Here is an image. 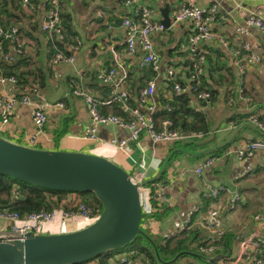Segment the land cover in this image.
I'll return each instance as SVG.
<instances>
[{
  "label": "crops",
  "instance_id": "obj_1",
  "mask_svg": "<svg viewBox=\"0 0 264 264\" xmlns=\"http://www.w3.org/2000/svg\"><path fill=\"white\" fill-rule=\"evenodd\" d=\"M30 1L25 7V16L16 21L24 46V52L18 56L16 62L20 59L25 60L27 64L21 69L29 68L36 72V75L29 78L30 87L36 92L32 99L46 102L44 111L47 121L31 141L30 138L36 133V129L31 121L30 107L17 104L12 110L9 122L0 130L4 133L1 136L35 148L94 153L120 165L127 172L133 167L132 158L141 160L144 165L142 169L148 174L147 182L160 181L169 199V202L165 203L171 208L169 214L163 220H154L145 225L150 234L160 237H169L175 233L191 208L201 206L200 212L206 211L204 205L207 201L202 197L204 182L225 185L231 191L238 192L239 201L241 202L242 199L243 201L239 206H237L239 201L233 206L228 195L221 196L222 210L219 217L224 227V235L228 233L233 235L226 253L221 256L215 253L212 256L214 260L212 263L218 261V264H231L239 255L240 242L245 238H252L254 242H258L259 249H262L264 264V153L258 152L252 157L244 158H239L237 155V150L247 141L264 138L252 124V119L255 117L264 121V31L254 26L249 27L247 34L235 30L236 26L245 24L247 8H253L257 13L264 14V0H198V4L202 6L212 3L218 5V13L210 23L216 36L213 40L204 42L205 47L201 46L205 55L202 89H211L214 95L208 104L192 96V104L197 107L196 112L205 115L210 124V130L205 135L206 149L210 151L221 149L218 155L212 157L213 164L204 169L200 175L195 174L194 169L204 159L192 163L185 155H181L169 163L174 150H184L182 147H177L171 151V148L176 147L173 142L153 143L146 134H143L138 143H129L128 151L124 152L107 143L102 144L100 141L87 138L91 120L82 99L73 95L72 90L82 88L94 98L106 100L112 94L110 89L108 92L104 89L103 82H96L97 67L114 65L118 74L124 70L132 74L131 78H135L142 71L140 66L142 51L139 42L136 44L135 55L128 57L123 53L126 29L119 24L120 20L116 19L118 17L121 19L124 14L129 13L124 0H59L61 13L65 12V19L72 23L76 31L73 42L75 38L76 43L78 38L79 44L75 48V43L73 45L65 43L74 61L57 64L50 62L51 50L53 47L56 48L53 45L54 38L60 41L63 38L60 39L56 34L40 28L45 15V5L43 0ZM182 1H146L151 7L155 20L160 21L161 8L166 5L171 17L169 27L155 30L151 34L158 53L156 65H152L156 71L154 76L156 90L152 98L156 109L161 107L162 95L167 100L171 96L170 88L167 89L169 80L165 72L167 67L174 68L176 76L183 84H190L196 79L190 69L186 49L187 37L193 31V25L190 20L180 22L173 20V12ZM243 39L249 45L256 47L260 61L245 74L239 75L232 66L231 48ZM114 51L119 56L117 64L113 60ZM206 53L210 57L211 66L215 67L211 74L208 72ZM219 62L226 63L233 76L225 67L220 68ZM0 70L3 71L1 66ZM219 73L223 75L221 79L218 78ZM201 81L198 82L200 88ZM125 86L130 88L129 80L123 81L122 87ZM28 91V87L21 89L14 83H0V95L19 97ZM2 111L3 105L0 104V115ZM65 118H69L70 121L64 125ZM230 124H233V127ZM63 128L66 131L61 134ZM97 136L101 140L122 139L129 136V131L107 124L98 128ZM133 145L137 148L136 152ZM70 196L71 193L68 192L59 195L63 205ZM86 198L91 200L94 196L91 198L86 196ZM257 198L261 206L251 207L249 202L252 204ZM82 227L79 223L61 222L56 219L45 225L46 230L43 234L70 232ZM256 249L254 245L250 246L237 264H247V260L254 255ZM221 250L222 247L219 251ZM119 257L120 255L108 260V264H120ZM84 264H98V262L87 261Z\"/></svg>",
  "mask_w": 264,
  "mask_h": 264
},
{
  "label": "built area",
  "instance_id": "obj_2",
  "mask_svg": "<svg viewBox=\"0 0 264 264\" xmlns=\"http://www.w3.org/2000/svg\"><path fill=\"white\" fill-rule=\"evenodd\" d=\"M23 5L28 6L30 0H19ZM148 0H124V4L129 9V13L124 14L120 19V25L126 29L125 43L123 45V53L128 57L136 54V44L141 45L142 56L140 66L146 67L156 65L158 53L151 38V34L155 30H162L164 25L162 22L155 20L152 16L151 7L147 4ZM45 5V15L40 28L43 31L56 34L60 39L63 38L62 32V15L59 0H43ZM245 16V24L236 26L238 33L247 34L250 26L256 27L260 31H264V14L257 13L253 8H247ZM218 13V5L212 3L208 6L198 4V0H183L175 8L173 12V20L176 22L190 20L193 25V31L187 37L186 49L189 57V66L195 78H199L205 71V55L202 52V43L213 40L216 34L212 31L210 23L215 19ZM2 14L0 13V60L5 63H14L18 56L24 52L22 37L19 36L18 22L4 25L1 22ZM115 23V22H114ZM223 39L221 38V41ZM223 42V41H222ZM74 42L71 44L73 45ZM79 44L76 38L74 47ZM70 45V46H71ZM256 47L249 45L244 39L231 48L232 66L239 75L245 74L254 64L260 61V56L255 50ZM118 54L114 51L113 60L118 63ZM74 58L70 54H66L61 50H57L51 57L50 62L57 64L60 62H73ZM119 65V64H118ZM166 76L174 82L177 78L174 68L167 67ZM96 77L110 87L112 96L106 100L94 98L90 93L82 88H74L73 95L82 99L85 108L89 114L91 124L87 133V138L100 143H107L114 146L118 150L127 152L128 144L138 143L143 134H146L153 143L158 142H187L195 138L201 139L205 135L200 131H182L179 128L172 127V121L164 119L158 128L154 119L156 107L152 101L156 90L155 78L149 79L142 87L139 88L135 104H130L128 99V88L122 87L123 81H128V73L124 70L118 74L114 65L99 66L96 69ZM16 84L14 75L6 76L0 71V83ZM193 89L191 83L183 84L180 81L172 83L170 92L178 95L184 92H190ZM36 92L34 88H29L26 94L19 97L0 95V104L3 105V111L0 115V130L3 129L10 120V115L15 105L23 104L30 107V117L36 133L30 138L34 140L36 134L44 127L47 117L44 111L46 102H38L32 99ZM38 95V94H37ZM36 95V96H37ZM33 96V97H34ZM195 98L204 103L212 101V95L207 90L197 92ZM121 101L123 111L127 114V118L114 114H103L101 105H108L113 101ZM61 104V103H60ZM195 111H198L194 106ZM115 125L120 128L127 129L129 136L127 138L117 139L110 138L101 140L97 136L98 128L102 125ZM252 124L264 136V121L255 117ZM231 125V124H230ZM233 127V124L231 125ZM258 152L264 153V138L249 140L237 150L239 158L252 157ZM212 157L202 160V162L194 169V173L200 175L204 169L209 168L213 164ZM133 167L128 172L133 183L138 185V193L142 207L144 224L152 223L149 215L152 213L153 204L168 203L169 199L164 192V187L160 181L147 182L148 174L143 162L132 158ZM80 194L71 193V196L65 202V205L54 208L52 210H40L26 215H20L17 212L8 210L0 211V235L4 237H20L27 232L35 234H43L46 230L45 225L58 219L61 222L72 221L81 224L83 227L92 224L100 213L95 203L87 202L78 197ZM222 195L230 197V203L234 206L240 200V194L231 191L225 185H213L208 182L202 184V197L208 201L206 211L200 212L201 206L191 208L180 224L178 230L169 237L178 235L180 231L189 229L193 226H199L208 236V243L201 247V251L209 255L211 258L219 248L220 241L224 236V227L219 214L222 210L220 198ZM258 218V217H256ZM82 227V228H83ZM254 237V236H253ZM257 247L254 255L250 256L247 264H263V252L259 249L258 242H254L252 238H245L240 242V252L238 257L231 262L237 264L242 256H244L250 246ZM120 264H141L138 256H131L129 252L120 254Z\"/></svg>",
  "mask_w": 264,
  "mask_h": 264
},
{
  "label": "water",
  "instance_id": "obj_3",
  "mask_svg": "<svg viewBox=\"0 0 264 264\" xmlns=\"http://www.w3.org/2000/svg\"><path fill=\"white\" fill-rule=\"evenodd\" d=\"M161 11L160 22L169 27L171 17L167 5ZM0 174L47 190L90 193L101 204L98 218L74 231L27 232L20 237L0 235V264H81L129 244L137 235L150 240L160 259L155 243L141 226L143 214L138 185L123 167L104 156L30 147L0 135ZM180 255L162 262L173 263ZM201 258L210 263L214 261L210 257Z\"/></svg>",
  "mask_w": 264,
  "mask_h": 264
},
{
  "label": "trees",
  "instance_id": "obj_4",
  "mask_svg": "<svg viewBox=\"0 0 264 264\" xmlns=\"http://www.w3.org/2000/svg\"><path fill=\"white\" fill-rule=\"evenodd\" d=\"M22 6L26 7L19 0H0V13L2 14L1 22L4 25H9L19 19H22L26 13L24 9H22ZM61 15L62 32L64 34L63 40L60 41L54 38L53 45L56 46L57 50L70 54V51L66 49L65 43H73V37L76 35V31L74 30L72 23L68 19H65V12L62 11ZM116 20H120V17ZM202 46L205 47V43H202ZM56 48H52L51 57L54 55ZM206 57L209 64L208 72L211 74L215 67L211 66L210 57L208 55ZM219 63L220 68L225 67V69L231 73V76H233V73L226 63ZM26 64V61L22 59L11 64L0 61V66L3 70L0 71L6 76L14 75L16 77V84L21 89L26 87L31 88L29 78L30 76L36 75V72L29 68L21 69L22 67H25ZM155 74L156 71L151 65L142 68L141 73L135 78H131L132 74L128 73L130 88L128 89L127 101L130 104H135V95L139 88L142 87L149 79L153 78ZM222 76V74H218L219 79H221ZM202 78L203 76H200L199 78L193 80L191 83L193 89L190 92H184L178 95L171 94L169 100L163 97V95L161 96V107L158 108L154 114V119L158 128L161 126V122L164 119H169L172 121V127L174 128H179L182 131H200L203 132L204 135L208 134L210 124L206 120V116L200 112H196L194 105L192 104V96L195 97L197 92L204 90L202 89L204 84V81H201ZM95 79L97 83L102 82L96 77ZM179 81L178 77L174 80V82ZM199 81H201V88L198 85ZM174 82L168 80L167 89L170 88ZM103 85L105 86L104 89L108 92L110 87L108 85L106 86L105 83ZM208 90L213 99V90ZM230 96L232 95L230 94ZM101 112L103 114H114L127 118V114L122 108V102L118 100L113 101L108 105H101ZM69 121V118H65L64 125ZM65 131L66 129L63 128L60 133L62 134ZM205 138L206 137L204 136L201 139L195 138L187 142H173L176 147L171 148V151L177 147H182L184 150H174L172 157L169 159V163L174 158L181 155H185L186 159L192 163L199 159H206L218 155L221 152V149H217L215 151L207 150V142L205 141ZM133 148L136 152L137 148L135 145H133ZM194 152L197 154H194ZM62 193L63 192L47 190L38 185L19 182L11 176L0 174V211L8 210L11 212H17L20 215H26L40 210H52L63 205L62 200L59 197ZM95 204L98 206L100 211L101 204L97 200ZM205 204L206 205L204 206L207 207L208 201ZM153 209L154 210L149 216L154 220H163L171 211V208H169L165 203H154ZM144 231L155 243L160 259L156 257L155 250L150 240L142 235H137L129 244L120 247L127 249V252H129L131 256H138L141 264H164L162 261H169L178 253H181V255L176 259V261L170 264H218V261L210 263L202 260L201 257L208 256L201 251V247L205 246L210 240L199 226H194L180 231L178 235L172 237H160L152 235L146 230ZM232 235L233 234L230 233L225 234L224 238L220 241V243H218L219 248L216 250L218 256L226 253L227 246H230L232 241ZM221 247L222 250L220 252L219 250ZM192 253L197 254L200 257L193 255ZM108 255L109 253L106 252L89 261H97L98 264H108ZM84 263L85 262L81 264Z\"/></svg>",
  "mask_w": 264,
  "mask_h": 264
},
{
  "label": "rangeland",
  "instance_id": "obj_5",
  "mask_svg": "<svg viewBox=\"0 0 264 264\" xmlns=\"http://www.w3.org/2000/svg\"><path fill=\"white\" fill-rule=\"evenodd\" d=\"M23 8L22 9H24V11L26 12V8L24 7V6H22ZM0 135H4V133L2 132V131H0ZM5 136H7V135H5ZM36 147H39V146H42V145H35ZM44 147V146H43ZM86 196H88V197H92L93 195L92 194H90V193H86V194H80V195H78V197L80 198V199H83V200H86L87 202H96V199L95 198H93V199H88V198H86ZM243 201V199L241 200V202ZM241 202L239 201L238 203H237V206H239L240 204H241ZM250 203V206L251 207H257V208H259V206H261V203L259 202V198H257V199H255L254 201H252V204H251V202H249ZM250 206H249V208H250ZM255 209V208H254ZM144 221H145V216L144 217H142V221H141V224H142V227L144 228V230H146L147 231V229H146V227H145V224H144ZM127 252V249H125V248H120L119 250H112V251H110L109 252V255H108V260H110V259H115L117 256H119L120 254H125Z\"/></svg>",
  "mask_w": 264,
  "mask_h": 264
}]
</instances>
